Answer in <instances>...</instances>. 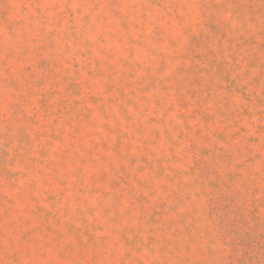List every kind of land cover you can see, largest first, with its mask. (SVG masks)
<instances>
[{
  "label": "rangeland",
  "instance_id": "rangeland-1",
  "mask_svg": "<svg viewBox=\"0 0 264 264\" xmlns=\"http://www.w3.org/2000/svg\"><path fill=\"white\" fill-rule=\"evenodd\" d=\"M0 264H264V0H0Z\"/></svg>",
  "mask_w": 264,
  "mask_h": 264
}]
</instances>
